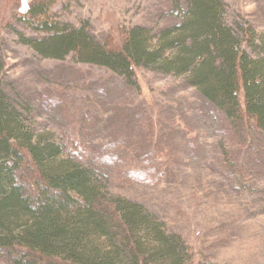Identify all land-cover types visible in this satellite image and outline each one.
Instances as JSON below:
<instances>
[{
	"label": "trees",
	"instance_id": "16d2710c",
	"mask_svg": "<svg viewBox=\"0 0 264 264\" xmlns=\"http://www.w3.org/2000/svg\"><path fill=\"white\" fill-rule=\"evenodd\" d=\"M172 1L174 23L136 25L110 44L86 26L51 23L52 0H20L25 22L45 35H17L43 58L73 55L132 88H139V69L183 78L229 125L235 143L221 150V169L249 189L248 130L264 136V37L246 20L229 25L223 0ZM3 70L0 55V264H200L182 235L142 204L111 194L100 164L81 146L36 133L5 93ZM149 141L151 151L119 160L128 181L156 184L171 169V151L159 153Z\"/></svg>",
	"mask_w": 264,
	"mask_h": 264
},
{
	"label": "rangeland",
	"instance_id": "374dc122",
	"mask_svg": "<svg viewBox=\"0 0 264 264\" xmlns=\"http://www.w3.org/2000/svg\"><path fill=\"white\" fill-rule=\"evenodd\" d=\"M223 1L229 25L246 20L264 37V0ZM19 2L0 0L1 80L33 130L81 146L100 164L111 194L142 204L168 232L182 235L200 264H264V136L248 130L253 150L245 161L253 178L251 188H240L219 162L223 147L233 150L231 129L195 88L147 69L137 71L139 88H132L73 55L43 58L19 40L18 32L45 35L28 26ZM172 6V0H52L48 19L86 26L97 40L116 44L133 26L174 23ZM149 139L159 153L171 151V169L156 184L128 181L119 160L151 151Z\"/></svg>",
	"mask_w": 264,
	"mask_h": 264
}]
</instances>
